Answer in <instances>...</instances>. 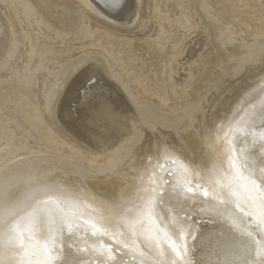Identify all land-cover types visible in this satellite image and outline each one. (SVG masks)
Wrapping results in <instances>:
<instances>
[{"label": "rangeland", "instance_id": "obj_1", "mask_svg": "<svg viewBox=\"0 0 264 264\" xmlns=\"http://www.w3.org/2000/svg\"><path fill=\"white\" fill-rule=\"evenodd\" d=\"M164 1L170 18L149 0L138 24L109 26L78 9V25L68 29L31 0H0V15L12 24L0 53V195L15 199L36 177L91 183L120 176L123 168L135 172L138 155L174 145L197 123H217L264 74V0H201L223 25L215 34L201 24L193 0ZM24 7L26 14L16 12ZM216 42L230 47L219 61ZM93 56L139 112L133 139L102 155L63 131L52 112L72 67Z\"/></svg>", "mask_w": 264, "mask_h": 264}, {"label": "snow or ice", "instance_id": "obj_2", "mask_svg": "<svg viewBox=\"0 0 264 264\" xmlns=\"http://www.w3.org/2000/svg\"><path fill=\"white\" fill-rule=\"evenodd\" d=\"M253 91L255 103L221 119L230 140L212 138L222 130L216 120L197 123L189 135L199 159L167 145L176 168L147 183L145 168L119 194L92 197L94 223L65 214L64 201L50 198L65 190L38 177L23 200L0 195V264H264V77ZM159 152L138 159L151 163Z\"/></svg>", "mask_w": 264, "mask_h": 264}, {"label": "bare ground", "instance_id": "obj_3", "mask_svg": "<svg viewBox=\"0 0 264 264\" xmlns=\"http://www.w3.org/2000/svg\"><path fill=\"white\" fill-rule=\"evenodd\" d=\"M1 1L6 5L16 0ZM31 1L44 11L48 20L54 25H61L68 29L77 27L78 9L106 25L129 27L140 22L143 12L149 6V0H118V2L117 0ZM214 1L217 3L221 2V0ZM193 3L201 19V24L206 29H209L214 34L223 29L221 22L212 18L209 11L202 6L201 0H193ZM153 6L155 9L164 8L168 11L167 17H171V7L166 1L153 0ZM24 8L17 9L16 12L18 14L21 12L26 14L28 8ZM138 16L140 18L139 21H137ZM6 24V21L0 15V53L4 48L1 42L5 33H7V28L9 30L12 28L11 22L8 23V26ZM215 46V56L219 61L227 55L230 47H227L222 42H216ZM9 48L10 45L6 47V50ZM237 67L236 65L233 69L235 70ZM61 72L63 73V71ZM261 77H264V74L238 95L229 109L221 115L216 124L217 128L222 127V130L214 131L213 139L218 136L220 141L223 142L226 135L229 140L231 139L228 122L224 120L221 126V119L225 117L231 118L232 113L237 109L247 108L250 104L255 103L253 90L258 89ZM256 98L258 99L259 96ZM52 112L63 131L98 155L109 152L120 142L133 139L135 132L134 120L139 118L138 109L130 100L123 84L114 75L108 73L100 56H93L72 67L55 96ZM167 145L163 144L161 146L159 154L152 157L151 163L146 159L142 165L136 168L135 172L123 168L120 176L109 180H97L91 183H82L79 181L80 179L65 180L57 178L55 180H45V182L56 184L59 188L65 190L64 192L51 193L50 198L54 202L64 201L63 204H60V207L65 214L75 215L81 221L89 224L94 223L95 221L92 217L96 214L97 205L92 202V197H96L99 193L107 194L114 191L119 194L122 188H129L132 184L133 176L135 175L136 178H139L145 168L148 170V174L143 176L146 183L149 177L155 180L157 176L164 175L165 169L171 171L176 168V157L169 156L164 152V148ZM170 146L181 150L188 157L199 159V145L189 133ZM152 149L155 153V147L149 151ZM28 183H25L23 190H16L15 199H24L27 194ZM72 201H77V203L74 205ZM52 207H56V203H53ZM97 227L102 226L97 224ZM46 231L47 226L45 227ZM88 231L90 233L91 229L89 228ZM79 235L83 237L85 234L81 232ZM44 242L45 235L37 234L35 243L43 245ZM103 242L101 241V243Z\"/></svg>", "mask_w": 264, "mask_h": 264}]
</instances>
